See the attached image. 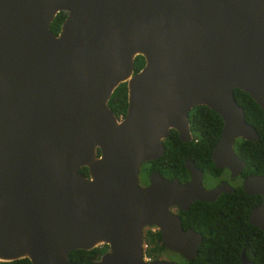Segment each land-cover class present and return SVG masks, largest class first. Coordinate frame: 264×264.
Listing matches in <instances>:
<instances>
[{
  "label": "water",
  "instance_id": "95a60500",
  "mask_svg": "<svg viewBox=\"0 0 264 264\" xmlns=\"http://www.w3.org/2000/svg\"><path fill=\"white\" fill-rule=\"evenodd\" d=\"M136 56L143 65L133 73ZM121 83L120 119L107 101ZM234 88L264 121V0H0V262L74 264L69 251L105 244L85 264H184L142 261L145 226L192 260L201 236L170 208L231 189H202L189 161L186 184L152 172L140 187L138 167L159 158L168 130L186 131L188 110L202 105L221 119L214 165L235 176L243 162L234 139L258 135ZM242 190L261 196L247 221L264 231V174L247 176ZM239 261L252 264L243 250Z\"/></svg>",
  "mask_w": 264,
  "mask_h": 264
},
{
  "label": "trees",
  "instance_id": "16d2710c",
  "mask_svg": "<svg viewBox=\"0 0 264 264\" xmlns=\"http://www.w3.org/2000/svg\"><path fill=\"white\" fill-rule=\"evenodd\" d=\"M64 16V12H58L50 23L49 29L53 34H56ZM142 65V57L136 56L133 62V73L137 72ZM232 93L235 103L242 108L244 121L252 126L258 135V139L254 142L240 139L238 144L235 143V153L245 164L243 174H264V121L261 110L245 92L234 88ZM107 106L114 115H124L126 98L123 83L113 90ZM198 109H202L203 113L196 111ZM191 116L198 125L194 130L205 139L204 141L202 139L193 149L185 148L183 159L191 155L192 159L198 157L208 160V153L219 137L221 119L215 112L204 106L195 107ZM178 149L177 146L171 148L168 145L161 158L165 159L167 171H171L177 177L186 176L182 166L183 160L177 155ZM150 163L152 170H158L155 165L156 160ZM80 172L85 175L87 173L85 168H81ZM260 200L259 195H246L240 188H237L233 194L221 197L213 203H191L185 214L189 216L194 228H201L203 240L195 257L189 261L182 260V263L240 264L239 252L243 249L246 259L252 261L253 264H264V232L247 222L248 212L259 204ZM143 239H147L152 244L149 251L152 257L158 258L165 251L160 242L159 232L146 231L143 233ZM96 254L97 248L87 251L71 250L67 258L74 264H85L94 260ZM0 264L30 263L27 259H19L0 262Z\"/></svg>",
  "mask_w": 264,
  "mask_h": 264
},
{
  "label": "flooded vegetation",
  "instance_id": "af4514ba",
  "mask_svg": "<svg viewBox=\"0 0 264 264\" xmlns=\"http://www.w3.org/2000/svg\"><path fill=\"white\" fill-rule=\"evenodd\" d=\"M59 27H60V25H59ZM58 30H59V28H58ZM58 30H57V32H58ZM57 32H56V34H57ZM123 84H124V92H125V98H126V87H125V83H123ZM201 106L202 105L193 106L192 108H190L188 110V112H187V130L186 131L182 130L179 133L178 131L170 128L168 130L167 137L162 140V143H163V153L165 152V148L168 145L171 148L173 146H177L179 148L178 149V152H177V155H178L179 158H181L183 160L182 161V166H183L184 172L186 173V176L180 175L179 177H177L171 171H169V170L167 171L165 159H162L161 158V157H163V153H162V155L159 158L155 159L156 160V164L155 165L157 166L158 170H156V169H153L152 170L151 163H150L151 161H147V162L140 163V165L138 167V172H137V184H138V186H140V187H147L148 184H149V176H150V174L152 172H157L161 176L162 179H166L168 181L175 179L180 184H186L190 180L191 175H190V172L185 168L184 163L186 161H189V162H192L194 168L200 172V175H201V177H200V185H201L202 189H204L206 191H211V190H213L216 187L221 186V185H224V186L227 185L224 188H226V189L230 188L231 189L229 192H220L215 197V199L213 201H210V202H208V201H200V200L193 201V202H202V203H213V202H215L217 199H219L221 197H226L227 195L233 194L234 191H235V189H237V188H240L242 190V181L247 176L257 175V174H249V175L248 174L247 175H244L243 174L245 164L237 156V154L235 153V150H234L235 143L238 144L241 138H235L234 139L233 144H232V150H233L234 154L243 162V167L233 177L231 176V172L226 167H219V168L216 167L214 165V162H213L212 158H211L213 148L215 147V145L218 142V140L211 147V149H210V151L208 153V160L201 159V158H198V157H195L194 159H192V158H190L191 155H188L187 158H184L183 159V157L185 155V148L193 149V147L195 145H197L202 139H203V141L205 139V138H203V136L201 134H198L194 130V128H196V126H198V125L193 120V118L191 116L192 113H193V111H194V108L195 107L196 108H199ZM125 109H126V107H125ZM196 111H198L200 113H203V110L202 109H198ZM124 115H125V113H124ZM123 116L119 115L118 118L121 119ZM180 137L183 138V139H185V140H187V141H181L180 140ZM218 139H219V137H218ZM160 158H161V160H160ZM260 175H262V174H260ZM188 209H189V207H188ZM187 210L186 211H182L178 207H171L170 208V212L173 215H176L179 218V220H180V226L182 227V229L185 230V231L186 230H193L194 232L200 234V236H201V242H202V240H203V234L200 231L201 228L198 229V228H194L193 227L194 225H193L192 221L190 220L189 216L185 214L187 212ZM249 212H248V214H249ZM181 215H182V217H181ZM184 226H186V227H184ZM147 229L150 230L152 233L159 232L158 229L155 226L154 227L153 226H145L143 228V233L146 232ZM262 232H264V231H262ZM241 250H243V249H241ZM165 251H166V249H165ZM165 251H163V252L165 253ZM106 252H107V246L105 244H101L100 246L97 247L96 257L92 261L97 260L103 253H106ZM162 253H161V255H162ZM171 253H173V252H171ZM179 257H180V255H179ZM160 259H163V258H160ZM248 261H250V260H248ZM250 262H252V261H250ZM252 264H253V262H252Z\"/></svg>",
  "mask_w": 264,
  "mask_h": 264
},
{
  "label": "built area",
  "instance_id": "2783aa9c",
  "mask_svg": "<svg viewBox=\"0 0 264 264\" xmlns=\"http://www.w3.org/2000/svg\"><path fill=\"white\" fill-rule=\"evenodd\" d=\"M146 231L151 232L148 229ZM151 248H152V244L147 239H142V242H141V259H142V261L151 262L153 260L160 259L159 257L155 258V257H152L150 255L149 251H150Z\"/></svg>",
  "mask_w": 264,
  "mask_h": 264
},
{
  "label": "rangeland",
  "instance_id": "374dc122",
  "mask_svg": "<svg viewBox=\"0 0 264 264\" xmlns=\"http://www.w3.org/2000/svg\"><path fill=\"white\" fill-rule=\"evenodd\" d=\"M159 258H163L164 260L173 261L177 263L182 262V259L179 257L177 253H171L169 251H165V253L163 252L162 255L160 254Z\"/></svg>",
  "mask_w": 264,
  "mask_h": 264
}]
</instances>
